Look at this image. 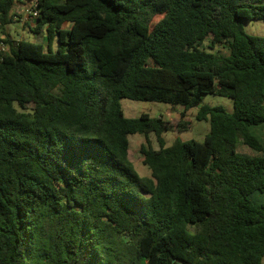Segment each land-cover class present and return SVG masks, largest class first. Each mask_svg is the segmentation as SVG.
<instances>
[{
	"label": "trees",
	"instance_id": "16d2710c",
	"mask_svg": "<svg viewBox=\"0 0 264 264\" xmlns=\"http://www.w3.org/2000/svg\"><path fill=\"white\" fill-rule=\"evenodd\" d=\"M16 4L0 0L1 35ZM31 8L46 44L0 40V264H262L264 37L242 22L264 21V0ZM122 99L197 108L209 132L166 146L171 124L126 118ZM134 134L147 177L128 157Z\"/></svg>",
	"mask_w": 264,
	"mask_h": 264
},
{
	"label": "rangeland",
	"instance_id": "374dc122",
	"mask_svg": "<svg viewBox=\"0 0 264 264\" xmlns=\"http://www.w3.org/2000/svg\"><path fill=\"white\" fill-rule=\"evenodd\" d=\"M36 0H23V4H16L14 11L16 17H14V21L12 24H9L5 27L4 33L11 36V38L18 39L22 38L24 40L30 42H43L46 44V39L42 35L34 36L33 33L30 32L28 24L33 22L29 17H27L26 13L29 12L32 5H34ZM24 10L21 12V10ZM24 16L27 17L24 19ZM159 17L155 19L157 21ZM243 28L245 32L252 36L264 37V21H243ZM32 26V25H31ZM1 32V31H0ZM3 35L0 34V40H2ZM208 42H204V47H206ZM56 42L52 43L53 51L56 49ZM206 49L212 53H216L218 55H226L227 52L221 47H216L213 50ZM120 105L122 111L126 118H137L141 114H148L150 117H162L166 121H168L173 130L167 132L163 135V139L165 141L166 146L172 145V143L178 139L182 142L194 140L197 142H202L205 135L209 132V124L204 121H196L195 116L197 113V108H192L186 112L185 117H180V112H182L183 108L179 106H173L165 103H151V102H137L129 99L120 100ZM202 105H207L210 107L221 106L225 108L228 112L232 111L233 103L230 99L223 98L217 95H206L203 97ZM179 122H184L183 131H177V125ZM261 134L264 135V130L261 131ZM148 139L150 140V144L155 149L158 148V144L154 135H149ZM129 140V151L128 157L130 162L133 164L136 172L141 177L149 176V169L142 164V156L140 154L141 145L145 144V137L139 134L130 135L128 137ZM239 151L244 154H252V151L248 148L239 147ZM254 154V153H253ZM255 201L258 204L264 205V194L256 195ZM264 264V260L263 263Z\"/></svg>",
	"mask_w": 264,
	"mask_h": 264
},
{
	"label": "built area",
	"instance_id": "2783aa9c",
	"mask_svg": "<svg viewBox=\"0 0 264 264\" xmlns=\"http://www.w3.org/2000/svg\"><path fill=\"white\" fill-rule=\"evenodd\" d=\"M28 16H29V18L31 19V20H34L35 18H36V16H37V12L36 11H34L32 8L29 10V12H28ZM5 46L4 45H0V51L1 52H3V51H5Z\"/></svg>",
	"mask_w": 264,
	"mask_h": 264
},
{
	"label": "crops",
	"instance_id": "0c3cea01",
	"mask_svg": "<svg viewBox=\"0 0 264 264\" xmlns=\"http://www.w3.org/2000/svg\"><path fill=\"white\" fill-rule=\"evenodd\" d=\"M15 10H16V8L14 9V11H15ZM23 11H24V10L22 9L21 12H23ZM26 15H27V17H29V16H28V13H26ZM27 17L24 16V19L27 18ZM32 24H33V22H30V26H31ZM32 26H33V25H32ZM5 34H6V33H5ZM5 34H4L2 37H5ZM9 36H10V35H9ZM34 36L36 37V35H34ZM43 37H44V36H43ZM10 38H11V36H10ZM44 38H45V37H44ZM20 39H22V38H18V39H16V40H20ZM45 39H46V38H45ZM34 42H35V41H34ZM36 42H37V41H36ZM41 43H43V42L41 41ZM44 44H45V43H44ZM230 112H232V111H230ZM230 112H229V113H230ZM262 136H263V139H264V135H262Z\"/></svg>",
	"mask_w": 264,
	"mask_h": 264
}]
</instances>
